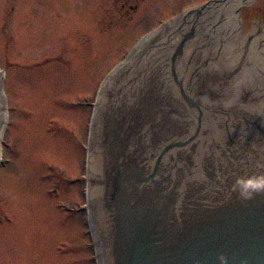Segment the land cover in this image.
<instances>
[{
  "label": "water",
  "instance_id": "water-1",
  "mask_svg": "<svg viewBox=\"0 0 264 264\" xmlns=\"http://www.w3.org/2000/svg\"><path fill=\"white\" fill-rule=\"evenodd\" d=\"M223 2L164 24L102 89L88 160L100 264H219L221 254L264 264V193L232 190L237 176L264 173V78L236 88L249 50L218 73L197 56L196 20ZM6 122L0 88V158Z\"/></svg>",
  "mask_w": 264,
  "mask_h": 264
},
{
  "label": "rangeland",
  "instance_id": "rangeland-1",
  "mask_svg": "<svg viewBox=\"0 0 264 264\" xmlns=\"http://www.w3.org/2000/svg\"><path fill=\"white\" fill-rule=\"evenodd\" d=\"M213 1L0 0V264H100L88 160L101 88L145 36ZM243 1L229 39L237 48L248 33L241 20L261 5ZM214 38L197 56L221 70L226 41Z\"/></svg>",
  "mask_w": 264,
  "mask_h": 264
},
{
  "label": "bare ground",
  "instance_id": "bare-ground-1",
  "mask_svg": "<svg viewBox=\"0 0 264 264\" xmlns=\"http://www.w3.org/2000/svg\"><path fill=\"white\" fill-rule=\"evenodd\" d=\"M243 2V0H228V2L220 3L221 5L219 3L212 4L208 9L204 11L200 19L196 20V25H198V23L201 24L200 31H202V37L204 40L207 39L211 41L215 39L214 37L218 36V39L223 41V43L226 41L224 43V47L222 46L223 50L225 48V55L223 56L222 63H219L221 70H218V67L212 65V67L209 68L212 73H218L224 70L229 71L230 69L234 70L237 65L242 63L240 57L246 55L245 50H249L250 54L248 57L251 58L253 64H251L249 68L244 70L241 79L236 83V88H247L251 86L257 76H261L262 78H264V44L260 42V37L257 36L256 38H253L254 40L250 44H248L247 42H243L240 48H237V46H235L234 44H229V39L233 38L237 31H239L237 26L238 19L234 15V10L236 6L239 7ZM153 36L154 35L144 38L137 47V51L140 50L144 45H146L149 39ZM249 38L246 37V41H248ZM200 39L198 40L197 38L195 40L200 41ZM3 76L4 72L0 69V81ZM92 160L93 159H91L90 157V179L92 178L93 170L97 171V167L95 165L93 166Z\"/></svg>",
  "mask_w": 264,
  "mask_h": 264
},
{
  "label": "clouds",
  "instance_id": "clouds-1",
  "mask_svg": "<svg viewBox=\"0 0 264 264\" xmlns=\"http://www.w3.org/2000/svg\"><path fill=\"white\" fill-rule=\"evenodd\" d=\"M232 190L243 200L253 199L256 194L264 193V173L239 175L235 178ZM219 264H229V258L221 254Z\"/></svg>",
  "mask_w": 264,
  "mask_h": 264
},
{
  "label": "flooded vegetation",
  "instance_id": "flooded-vegetation-1",
  "mask_svg": "<svg viewBox=\"0 0 264 264\" xmlns=\"http://www.w3.org/2000/svg\"><path fill=\"white\" fill-rule=\"evenodd\" d=\"M256 2L261 5L256 8L253 7L246 17L241 20L243 32L254 33L252 39L246 41L248 44L252 43L253 38L257 36L260 37V42L264 44V0H256Z\"/></svg>",
  "mask_w": 264,
  "mask_h": 264
}]
</instances>
